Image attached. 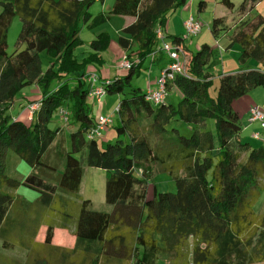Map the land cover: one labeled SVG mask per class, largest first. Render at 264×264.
I'll return each instance as SVG.
<instances>
[{
	"label": "trees",
	"instance_id": "16d2710c",
	"mask_svg": "<svg viewBox=\"0 0 264 264\" xmlns=\"http://www.w3.org/2000/svg\"><path fill=\"white\" fill-rule=\"evenodd\" d=\"M94 1L0 0L1 249L26 250L27 264H164L161 256H168L169 264H264V213L255 210L263 190L264 146L252 147L243 139L242 118L234 107L238 98L264 87V16H251L262 0H241L239 18L232 23L225 16L212 21L214 37L229 36L227 48L241 46L242 64L249 59L259 63L222 74L216 97L210 95L215 80L206 68L214 49L205 43L190 55L184 38L172 37L186 67L167 84V89L180 91L178 105L165 99L153 105L133 77L145 58L164 55L156 30H164L168 14L186 0L114 1L109 14L133 16L135 21L118 39L130 66L126 74L113 77L87 71L105 62L107 32L89 42L91 51L82 62L75 54L83 42L80 23L90 19ZM220 1L234 8V0ZM206 6L207 0H200L199 11ZM16 16L21 20L17 44L24 48L9 54L7 36ZM106 19L104 14L97 17ZM42 51L61 62L58 73L52 66L44 71ZM169 62L168 56L162 70ZM89 73H96L106 94L122 95L116 130L127 140L102 147L98 138L88 136L96 121L88 104ZM33 86L39 94L30 99L24 90ZM22 100L27 101L26 118L8 115L6 110L15 103L21 108ZM29 104L37 105L31 118ZM55 113L72 127L70 148L56 153L64 163L61 169L44 159L63 132L50 127ZM208 119L214 120L215 129L208 128ZM180 121L190 126L189 135L180 133ZM9 149L32 168L23 182L6 173ZM78 154L89 166L106 170L110 212L93 209L89 199H72L84 174ZM155 163L172 176L176 192H162L154 185L150 195ZM21 183L39 193L35 203L15 194ZM42 226L43 241L38 239ZM56 229L73 232L75 245L56 244ZM5 252L0 250V264H17Z\"/></svg>",
	"mask_w": 264,
	"mask_h": 264
},
{
	"label": "rangeland",
	"instance_id": "374dc122",
	"mask_svg": "<svg viewBox=\"0 0 264 264\" xmlns=\"http://www.w3.org/2000/svg\"><path fill=\"white\" fill-rule=\"evenodd\" d=\"M115 0H95L89 7V12L91 13V17L87 22H81V31L80 37L83 42L81 45H77L75 54L79 58V61L82 62L83 58L87 56V53L91 51V47L89 42L92 39H95L98 34L106 31L110 33V45L109 48L103 53L105 61L103 66L98 65L100 68V72L102 74L116 75L119 70H117V64L122 57H119L118 50H120V46L118 43L119 35L118 27L120 24V16L112 15L113 18L106 19L105 21L97 20V17L104 14H108L110 9L113 6ZM199 2L200 0H186L184 5L179 6L176 10L170 12L167 16V20L165 22V35L168 37L161 40L160 46L163 45V42H172V37L175 35L184 38V47L189 52V54H194L198 50H200L203 44H209L212 49H214V54L211 57L207 70L212 75V78L215 80L214 83L210 86V95L212 97H216L218 94V87L220 83V77L224 73L228 72H236L245 68H256L259 63L255 59H249L245 64H242L239 61V56L241 53V46L239 44H234L231 48H227V44L229 43V36H221L216 38L212 33V21L215 17L225 16L227 18L228 23H232L235 19L239 18V8L241 5V0H234V8L230 9L224 6L220 0H207V6L203 11H199ZM2 6L0 4V11ZM263 14L264 16V0L260 1L252 10L251 16L256 14ZM195 18L201 24L200 32L197 35L188 34L187 31L183 28L185 27V22L190 18ZM91 26V27H90ZM21 30V20L18 16L14 17L12 24L10 25L7 41H8V53L12 54L17 49L24 48V44L18 45V37ZM175 32V33H172ZM171 33V35H169ZM218 44L221 49H218ZM136 46H133L135 49ZM122 49V48H121ZM106 57V58H105ZM42 68L47 70L49 67H53V70L58 73L60 71L61 62L57 61L53 58V56L47 52L42 51L40 53ZM253 63V64H250ZM159 68L157 65L153 66L152 60L150 57L145 58L141 73L135 74L133 77V83L136 87H140L146 89L150 83L152 89L157 88V79ZM108 75V76H109ZM57 78V77H56ZM259 89L253 93V98H255V102H257L260 107L264 108V93L259 91H264L263 87H258ZM31 89H29L30 91ZM27 93V90H24ZM250 93V92H249ZM248 93V94H249ZM245 94L241 96V103L245 104L247 96ZM247 95V96H246ZM244 97V98H243ZM251 97V96H250ZM122 95L120 94H105L102 98L101 102H98L96 98H88V104L90 107V114L96 120L101 114L109 115L111 113H115L116 108L121 102ZM167 103H173L178 105L181 100L180 91L174 87L168 89L166 98ZM237 101V100H236ZM153 102V101H152ZM155 105V102H153ZM17 105L14 108L6 110L8 115H14L21 117L22 112L21 109L25 106L23 105L21 108ZM248 106V105H247ZM251 107V106H250ZM248 108L247 114H244L246 111L239 109L241 111V115L243 116V124L244 129L242 131V137L244 140L250 142L252 147L264 146V129L261 127V123L258 120L251 121L250 114ZM115 120L113 124H110L103 131V135L98 138V142L102 147H106L109 143H114L117 139L122 138L127 140V137H119L116 126L119 124V114H115ZM22 118H26L23 116ZM50 127L53 129L60 128L63 130L57 137L56 141L51 146L48 154L44 157L48 162L53 164H57L60 169L63 166L62 157L59 154H56L57 151H66L70 148V130L71 124L65 123L62 117L55 113L53 119L50 123ZM177 127L181 134L189 135L192 130L190 126L184 122H177ZM208 128L215 129V122L213 119H208ZM260 133L259 137L254 136L255 133ZM78 158H82L84 174L82 178V184L80 191L76 196H73L72 199L75 201H79L81 198L89 199L91 201V207L98 211L110 212L113 207L106 202L105 196V186H106V170L98 167L89 166L85 160L83 155L78 154ZM153 175L151 177L150 182V195L153 193L154 185L157 187L159 191H170L176 192L177 186L169 174L168 171L163 170V166L155 163L152 167ZM32 172V168L25 162L17 153H15L12 149H9L7 153V165H6V173L17 180L23 182L24 179ZM260 179V186H262V195L260 199L255 204V210L258 212L264 213V177ZM15 194L24 198L27 202L35 203L39 193L25 184L21 183L15 191ZM38 215V210L36 212ZM56 238L54 240L55 243H59L62 245L69 246V238L71 237L70 230L65 229H56ZM46 232V227L42 226L40 232L38 234L39 240H44ZM63 234L67 235L68 238L62 236ZM64 237V238H63ZM72 238V237H71ZM1 244V243H0ZM0 250L3 251V249ZM260 251L259 249L256 250ZM5 252V251H3ZM5 253L10 255L12 259H14V263L17 264H27L26 263V251L21 249L7 250ZM162 263L169 264L168 256H161ZM168 258V260H167Z\"/></svg>",
	"mask_w": 264,
	"mask_h": 264
},
{
	"label": "built area",
	"instance_id": "2783aa9c",
	"mask_svg": "<svg viewBox=\"0 0 264 264\" xmlns=\"http://www.w3.org/2000/svg\"><path fill=\"white\" fill-rule=\"evenodd\" d=\"M201 24L194 17L188 19L185 22V30L188 34L197 35L200 32ZM156 35L159 40V50L164 51L169 57V64L160 72V75L157 79V88L147 89L148 97L151 101L159 103L160 101L166 98L168 89L167 84L172 82L177 75L185 73V61L183 58L182 49L173 43L163 42V45L160 46L161 40L165 38L164 30L161 27H158L156 30ZM119 68L126 69L130 66V60L127 55H124L118 63ZM90 81L92 82L91 90L88 93V98H96L98 102H101L102 97L106 94L105 89L97 84V75L96 73H89ZM36 104H29V116L32 117L34 111L36 110ZM60 113L63 115L64 120L67 121L66 111L61 109ZM117 113V108L115 113L104 115L101 114L95 121V125L90 130L88 136L91 138H100L103 135V131L110 124L114 123L115 114ZM250 120H258L261 123V127L264 129V108L254 105L250 107L249 110ZM254 136L259 137L260 133H255Z\"/></svg>",
	"mask_w": 264,
	"mask_h": 264
},
{
	"label": "crops",
	"instance_id": "0c3cea01",
	"mask_svg": "<svg viewBox=\"0 0 264 264\" xmlns=\"http://www.w3.org/2000/svg\"><path fill=\"white\" fill-rule=\"evenodd\" d=\"M114 4V3H113ZM107 15V19H111V18H113L112 17V15L111 14H106ZM115 16V15H114ZM117 16H120V15H117ZM120 18H123V19H120V24H119V27H118V32L120 33V35H122L123 34V29L126 27V26H128V25H130L131 23H133L134 21H135V17H133V16H120ZM109 19V20H110ZM183 28L185 29V27H184V25H183ZM104 32H106V31H104ZM109 35H110V33L109 32H107ZM164 33H165V29H164ZM172 33H175V32H172ZM119 35V36H120ZM168 35V34H167ZM167 35H165V38L166 37H168ZM169 35H171V33L169 34ZM171 43H173V40H172V42ZM120 46V45H119ZM122 47L120 46V50H118V54H119V57L121 56V57H123L125 54H126V51L122 48ZM222 48V46L220 47V45L218 44V49H221ZM161 54V53H160ZM159 53H157V55H155V56H152V55H150L149 57L151 58V60H152V63H153V66L154 65H157V67L159 68V70H158V75L160 74V72L162 71V67H164L166 64H167V62H168V56H167V54L166 53H164V55H160ZM105 55H103V57H104ZM106 58V57H105ZM105 61H107V58H106V60ZM120 61V60H119ZM119 63V62H118ZM250 64H253V63H250ZM104 65V64H103ZM102 65V66H103ZM101 66V67H102ZM104 67V66H103ZM117 70H119V72H118V74H116V75H114V76H122V75H124V74H126V72H124V69H121V68H119V66H118V64H117ZM258 67V66H257ZM245 69H247V68H245ZM93 70H96V71H98V73L101 75V76H103V77H113L112 75H107L106 73L105 74H102V72H100L99 70H100V68L99 67H96V66H94V65H91V66H89L88 67V72H90V71H93ZM141 73V70H140V72H139V74ZM138 74V75H139ZM151 84L152 83H150L149 84V86H147V88L145 89V90H147L149 87L152 89V87H151ZM157 85V84H156ZM170 88H174V86H169L168 87V89H170ZM264 88V87H263ZM29 89H31L30 91H29ZM28 90H27V96H29V98L31 99V98H33L34 96H37L38 94H39V90H38V88L36 87V86H33V87H31V88H29ZM259 88L258 87H256V88H254L253 90H251L250 91V93L248 94V95H250V96H247V98H246V102H245V104H242L241 103V99H237V101H235L234 102V107L236 108V110L239 112V114H240V116H241V118H242V122H243V116L241 115V111L239 110V109H242L243 111H246L244 114H247V112H248V108L250 107V106H254V105H257V106H260L257 102H255V98H253V93L254 92H256V90H258ZM259 92H263L264 93V91H259ZM103 98V97H102ZM244 98V97H243ZM101 101H102V99H101ZM27 104V101L26 100H22V106L24 105V104ZM248 105V106H247ZM21 106V107H22ZM26 107V106H25ZM25 107L24 108H22L21 109V112H22V115H21V117H23V116H27V112L26 111H24L25 110ZM112 114V113H111ZM29 116V115H28ZM29 118H31L30 116H29ZM116 118V117H115ZM95 120V119H94ZM243 126H244V124H243ZM244 129V128H243ZM71 232V231H70ZM62 236H64V237H66V238H68V236L67 235H65V234H63ZM63 237V238H64ZM72 237V238H71ZM71 237L69 238V242H70V245L69 246H67V247H73L74 245H75V237H74V235H73V232H71ZM55 238H56V232H55ZM55 240V239H54ZM56 244H58V245H62V244H59V243H56ZM64 246H66V245H64ZM26 251V250H25ZM1 252H3L2 250H1ZM27 253V252H26Z\"/></svg>",
	"mask_w": 264,
	"mask_h": 264
}]
</instances>
